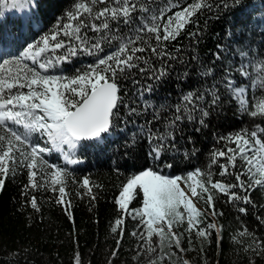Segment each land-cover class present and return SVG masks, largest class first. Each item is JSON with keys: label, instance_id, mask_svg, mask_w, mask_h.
<instances>
[{"label": "snow or ice", "instance_id": "1", "mask_svg": "<svg viewBox=\"0 0 264 264\" xmlns=\"http://www.w3.org/2000/svg\"><path fill=\"white\" fill-rule=\"evenodd\" d=\"M5 4L6 0H0V6ZM30 4L31 0H11L13 8L23 9ZM244 7V0H73L48 33L39 41L28 43L17 55L5 47L11 34L6 38L0 31V191L18 169H26L28 182L24 189L51 188L58 193L55 203L62 205L71 217L66 188L72 174L67 165L78 163L72 157L84 142H100L112 133L121 108L127 112V122L135 123L133 116L143 118L137 130L152 145L149 156L153 160H162L163 153L176 149L181 124H197L194 131L199 132L207 126L206 118L226 99L235 101L242 114L264 118V51L258 58L256 48L245 39L247 33L254 31L249 28L251 13H245L247 22L242 21L239 36L235 23L226 31L229 45H216L211 66L195 55L185 61L180 46L174 52L169 50V44L177 41L190 24L195 30L188 37L199 42L203 28L199 26L198 14L219 19L223 11L243 12ZM28 23L30 27L31 21ZM255 30L264 33V18L257 20ZM261 39L264 43V36ZM81 55L92 57V62L71 75L65 74L60 65L72 63ZM173 62L182 67L176 76L181 84L192 79L191 69L195 66L200 87L183 91L175 104L156 105L149 97L175 71ZM241 77L251 81V88L258 90L259 95H249V88L237 83ZM123 81H129L133 91L124 87ZM34 134L45 140L44 145L35 142ZM262 137L264 127L260 124L251 130L220 136L219 141L226 140L235 147L211 152L206 168H195L183 176L164 175L151 167L131 175L122 184L115 203L122 214L138 220L136 227L140 230L131 235L143 243L133 259L141 253L156 254L148 264H162L166 256L176 255L171 252L173 246L181 253L186 251L181 247L185 233L190 237L194 232L207 240L215 230L219 241L222 226L214 219L208 222L209 216L223 214L215 207L219 196L229 203L249 205L253 204L251 193L264 189ZM65 146L69 151H64ZM53 152L63 154L65 166L45 158ZM183 155L194 156L195 149ZM213 167L219 169L217 175L222 179H213ZM229 177H234L235 182H226ZM81 183L91 195L89 179L85 177ZM140 194L142 206L130 209ZM194 199L205 203L206 208L198 209ZM28 203L38 210L35 196ZM238 211L247 213V208L241 206ZM257 219L264 224V219ZM185 222L183 232L173 230ZM118 229L121 239L117 240L112 257L117 256L124 236L123 215L115 220L111 231L116 233ZM239 235L252 238L248 248L255 256L264 254V241L256 239L254 233L245 228ZM153 237L157 238L155 246ZM165 247L169 252H164ZM75 264H81L78 254ZM182 264L189 261L182 260Z\"/></svg>", "mask_w": 264, "mask_h": 264}, {"label": "trees", "instance_id": "2", "mask_svg": "<svg viewBox=\"0 0 264 264\" xmlns=\"http://www.w3.org/2000/svg\"><path fill=\"white\" fill-rule=\"evenodd\" d=\"M72 2L73 0H31L28 7L33 17L39 21V25L31 24L29 27V23L23 25L19 18L23 16L28 19L26 8H13L11 0H6V4L0 6V31L6 38L11 34L5 44L6 50L17 55L28 43L39 41L42 35L52 29L65 10L71 7ZM187 2L191 3L192 0ZM244 4L243 12L223 11L219 14V19L211 14H198L199 26L203 28L199 42H196L195 38L189 39L188 33L195 30V26L190 24L177 41L169 44V50L174 52L175 47L180 46V55L185 61L195 55L201 62L211 66L213 54L217 51L216 45L221 42L229 45V40L225 38L226 31L232 29L235 23V32L239 36L242 21L247 22L245 13H251L249 28L254 31L247 33L245 39L256 48V56L259 58L260 52L264 51L261 39L264 33L255 29L257 20L264 18V0H244ZM231 59L235 61L237 58L233 56ZM92 60V57L81 55L74 58L72 63L61 64L60 68L65 74L71 75L75 69L91 63ZM195 63L193 62L194 65ZM173 64L175 71L155 94L149 97L156 105L175 104L183 91L200 87L196 83L198 77L195 75V66L191 69L192 79L181 84L176 80V76L182 71V67L176 66L177 62ZM249 71L255 77L256 73L252 71L251 66ZM241 82L242 86L249 88V95L253 92L259 95L258 90L251 88V81L241 77L237 83ZM122 84L129 91H133L129 81H123ZM120 112V118L113 122L112 133L100 142H84L72 157L78 163L67 165L72 174L66 188L67 199L71 200V217L62 205L55 203L58 193H54L51 188L24 189L28 182L26 169H18L14 177L6 180L4 189L0 191V264H75L77 254L81 264H109L110 260L112 264H148L149 259L156 258V254L149 256L141 253L138 259H133L143 241H138L137 237L131 235L133 231L140 230L136 227L138 220H133L131 215L122 214L115 203L122 184L126 183L131 175L149 167L169 176H183L195 168L204 169L209 164L211 152L235 147L226 140L219 141L220 136H228L241 129L251 130L256 124L264 127V118L242 114L235 101L226 99L220 108L206 118L207 126L199 132L194 131L195 127H198L197 124H181L182 130L177 133L175 141L176 149L163 153L162 160H153L149 156L152 145L146 136L137 130V125L143 118L137 119L133 116L131 119L135 123L127 122L126 110L121 108ZM188 137H191V141ZM34 140L44 145L45 140L40 139L38 134H34ZM193 149L195 155L185 158L183 154L190 153ZM64 151H69L67 146ZM45 158L50 163L65 166L62 153L53 152ZM223 159L221 158V162ZM168 164L172 167H166ZM239 166L238 159L237 167ZM218 171V168L213 167L214 180L222 179L217 175ZM85 177L90 181L91 195L82 186L81 182ZM229 181L235 182L234 177H229L226 182ZM32 196L37 199L38 210L28 203ZM92 196H95L94 200ZM251 196L253 204L243 205L240 202L229 203L220 195L215 201V207L223 214L215 218L208 217V222L214 219L218 226H222L219 241L215 230H212V235L207 240L198 238L194 232L190 237L185 233L181 239V247L186 251L181 253L173 246L171 252L176 255L171 258L166 256L162 264H182V260L189 261V264H250V261L253 264H264V254L255 256L248 248L252 238L239 235L247 228L255 234L256 239L264 241V224L257 219H264V189L254 190ZM196 203L201 211L206 208L202 201L196 200ZM141 204L142 194L137 195L129 206ZM241 206L247 208V213L238 211ZM122 215L124 236L117 256L112 257V251L117 248L116 242L121 238L119 229L113 233L111 228L115 226V220ZM186 227L185 222L173 230L179 233ZM156 242L157 238L153 237L154 246ZM164 252H169V249L165 247ZM157 253L161 254L159 248Z\"/></svg>", "mask_w": 264, "mask_h": 264}, {"label": "rangeland", "instance_id": "3", "mask_svg": "<svg viewBox=\"0 0 264 264\" xmlns=\"http://www.w3.org/2000/svg\"><path fill=\"white\" fill-rule=\"evenodd\" d=\"M26 12L29 15L28 16V19L27 18H24L23 16H19L20 20H23L24 21L23 25L27 24L29 22V20H30L31 21V24H33L34 26H38L39 25V21L35 17H33V15L31 13L29 7H26ZM181 187H185L183 183H181ZM185 191H188V189L185 188ZM189 195H190V193H189ZM193 202L195 203L196 207L198 208L199 205H198V203H196V200L195 199H194ZM141 206H142V204H141ZM141 206H135V207L129 206V207H130V209H135V208H139Z\"/></svg>", "mask_w": 264, "mask_h": 264}]
</instances>
